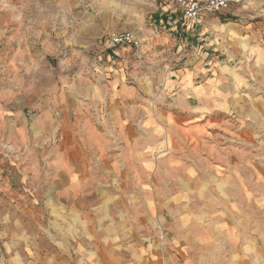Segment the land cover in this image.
Wrapping results in <instances>:
<instances>
[{"label": "rangeland", "instance_id": "374dc122", "mask_svg": "<svg viewBox=\"0 0 264 264\" xmlns=\"http://www.w3.org/2000/svg\"><path fill=\"white\" fill-rule=\"evenodd\" d=\"M249 6L239 18L264 22V0ZM174 8V0H0V264H92L98 215L108 227L122 223L130 238L158 240L166 257L181 261L199 255L203 243L212 254L225 249V236L243 224L264 240V62L247 68L241 82L227 78L218 87L208 84L212 72L203 73L196 83H206L207 97L219 95L223 107H184L180 69L195 53L166 23ZM119 30L134 32L140 46L122 48L107 76L99 69L103 39ZM115 72L135 96L96 100L91 83H107ZM48 95L75 100V131L97 126L111 155L132 162L127 169L138 180L119 182L135 193L121 198L122 211L110 207L112 196L102 212L94 197L80 200L87 211L73 212L77 198L46 196L58 187L52 157L63 139L59 107L48 127L39 122ZM115 110L137 128L127 149Z\"/></svg>", "mask_w": 264, "mask_h": 264}, {"label": "crops", "instance_id": "0c3cea01", "mask_svg": "<svg viewBox=\"0 0 264 264\" xmlns=\"http://www.w3.org/2000/svg\"><path fill=\"white\" fill-rule=\"evenodd\" d=\"M250 2L251 0H244L242 4L234 5L228 11L202 15L195 20L185 18L175 3V8L166 23L181 34L183 38L181 47L190 46L191 53H195V57L187 60L191 64L180 69L182 75L180 83L188 93L179 101L184 107H195L201 112L210 111L217 106L223 107V99L219 95L207 97L206 83L205 85L196 83L198 76H203V73L207 76L212 72L211 82L208 84L218 87L220 82L227 78L231 82H241V79L248 74L247 68L264 62V22H251L248 19L239 18V15L242 16L252 9L249 6ZM122 48L125 53L129 46L107 49V52L103 54L106 62L100 65L99 69L104 75L107 74L105 73L107 69H115L116 60H119ZM196 56L202 63L196 64ZM234 69L237 73L236 79H234ZM116 74L115 72L116 77L107 83H91V92L94 93L96 100H111L119 104L120 99H130L135 96V88L124 83L120 73ZM174 80L175 78L171 76L170 81ZM190 96L194 98L195 104L191 103ZM45 99L48 101L43 107V116L46 121H39L44 129L48 127V118L53 107L60 108L63 118L61 124L63 139L52 157L54 162L52 173L58 181V187L48 190L46 196L77 198L73 199V212L87 211L88 206L80 204L82 197L97 198L92 204L97 207L95 212H102L105 205L103 198L112 196L118 199H115L110 207L115 208L116 211H122L121 198L135 193L126 192L122 184L120 187L119 182L138 180V176L127 169L132 162H126L125 158L124 162H121L120 158L111 155L112 144L109 137L97 126H87L83 130L75 131L72 117L77 116L75 110L79 111L74 108L75 100H71V103L64 99L58 101V98L49 95ZM114 116L119 118L117 123L123 130V132L120 130L121 141L125 142L124 148L127 149L129 138L138 135L135 134L137 128L133 120L126 122L129 115L126 116L124 110H115ZM18 134L25 139L28 138L25 130ZM84 146L90 151H86L82 156ZM62 149H67L65 155L62 154ZM140 163V159H137L136 165ZM106 182L109 183V187L105 185ZM136 193L138 194V190ZM90 219L92 220L93 217L91 216ZM94 221L92 223L95 227L92 224L94 229L93 237H91L93 240H90L89 244H96L99 248L96 257L90 251L92 264H264V240L261 241L257 234H253L249 225L243 224L244 230H239L238 233L230 231L224 238L226 239L225 249L217 248V252L212 254L203 243L199 255H194L191 259L184 257L181 261L177 257H166V251L161 248L158 240L145 241L140 237L130 238L124 235L122 223L115 227H108L103 222V217L99 215L94 217ZM85 228H81V232L85 231ZM129 245L137 247L129 248ZM134 252L136 255L130 259L131 253L134 254Z\"/></svg>", "mask_w": 264, "mask_h": 264}, {"label": "built area", "instance_id": "2783aa9c", "mask_svg": "<svg viewBox=\"0 0 264 264\" xmlns=\"http://www.w3.org/2000/svg\"><path fill=\"white\" fill-rule=\"evenodd\" d=\"M244 0H175L176 5L189 20H195L199 16L228 11L234 5L242 4ZM108 49H116L119 46L139 47L138 36L131 31H112L103 39Z\"/></svg>", "mask_w": 264, "mask_h": 264}]
</instances>
